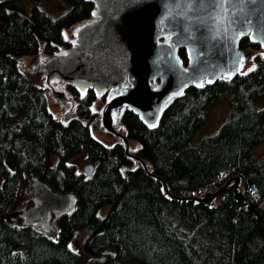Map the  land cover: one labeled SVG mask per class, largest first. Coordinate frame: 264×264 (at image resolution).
<instances>
[{"label":"trees","instance_id":"obj_1","mask_svg":"<svg viewBox=\"0 0 264 264\" xmlns=\"http://www.w3.org/2000/svg\"><path fill=\"white\" fill-rule=\"evenodd\" d=\"M63 1L67 8L51 16L36 1L25 14L14 0H0V264H264V234L249 208L264 229V152L251 157L264 137V104L257 106L264 99V53L255 52V64L231 78L188 86L168 102L155 127L123 112L119 129L130 151L172 194L200 196L238 176L248 202L234 198L231 184L209 202L172 199L133 164L122 143L106 144L93 134L94 103L101 97L66 86L74 112L56 120L40 79L20 67V57L66 47L64 31L90 16L89 1ZM239 47L262 50L247 37ZM178 54L184 61L181 48ZM218 93L226 95L228 116L215 132L190 143ZM82 146L93 164L90 174L66 162ZM53 154L57 161L50 164ZM25 176L43 177L76 197L74 211L53 217L49 232L48 225L7 216ZM105 204L108 212L98 215ZM82 229L85 256L69 244Z\"/></svg>","mask_w":264,"mask_h":264},{"label":"water","instance_id":"obj_2","mask_svg":"<svg viewBox=\"0 0 264 264\" xmlns=\"http://www.w3.org/2000/svg\"><path fill=\"white\" fill-rule=\"evenodd\" d=\"M87 1L92 4L90 16L70 27L66 47L51 55L39 51L27 62L18 58L20 67L40 79L48 100L58 106L54 118L66 119L74 112L76 100L66 86L80 94L90 89L102 97L92 125L122 143L125 155L159 181L166 197L209 202L231 184L234 198L247 203L238 176L200 196L172 194L165 181L130 151L119 127L126 110L145 124H155L168 102L188 86L200 87L242 71L248 52L239 47L240 39L247 37L264 49V0ZM179 48L184 50V63ZM92 170L91 162L82 165L84 174ZM29 186L31 203L8 211V217L36 221L44 228L53 217L74 211L73 192L55 190L43 177H34ZM249 208L264 234L259 214L252 204Z\"/></svg>","mask_w":264,"mask_h":264},{"label":"rangeland","instance_id":"obj_3","mask_svg":"<svg viewBox=\"0 0 264 264\" xmlns=\"http://www.w3.org/2000/svg\"><path fill=\"white\" fill-rule=\"evenodd\" d=\"M36 1L38 6L42 8L44 11H46L51 16H57L61 12H63L67 8V4L63 0H14V4L16 7H18L22 12L25 14L29 13V9L31 4ZM70 28L66 29L64 31L66 36H71L70 34ZM248 57L246 59L245 67L244 68H250L255 64V61L253 60V55L255 52L261 51L264 53V50L260 49H247ZM29 59L28 56L25 57V61L27 62ZM33 77H37L33 74H31ZM102 100L95 101V106L97 107ZM264 104V99L259 100L257 102V106H261ZM49 108L57 115L58 114V106L48 102ZM229 114V105L227 103V98L224 93H218L207 112V117L203 124L195 131L193 137L190 140V143H196L202 136L211 134L217 130L219 125L226 119V117ZM93 134L103 141L106 144H109L113 141V137L107 133L99 132L95 127L93 128ZM264 152V137L262 141L253 149L251 152V157H255L261 153ZM48 161L50 164H54L57 161V155L53 154L49 156ZM67 163H72L76 166L77 170H82V165L87 162L85 159V148L84 146L81 147V150L71 156L69 159L66 160ZM8 166L11 167L9 163L6 162ZM33 178L30 176H25L22 181L19 183V187L17 190V197L13 204L8 206V211H12L14 208L18 206H26L29 205L33 199V192L31 187L29 186V182ZM109 210V205L105 204L98 208L97 214L100 216H103L106 214ZM46 231L51 230V225H48L46 228ZM87 231L85 229L77 231L74 236L72 237L69 244L74 249L78 250L83 256H85V253L82 249V240L85 237ZM120 264H137L135 262H122Z\"/></svg>","mask_w":264,"mask_h":264},{"label":"snow or ice","instance_id":"obj_4","mask_svg":"<svg viewBox=\"0 0 264 264\" xmlns=\"http://www.w3.org/2000/svg\"><path fill=\"white\" fill-rule=\"evenodd\" d=\"M250 70H251V69H250ZM199 86H203V85H199ZM178 94H181V93H178ZM149 126H150V127H155L154 124H150ZM70 247H71V245H70Z\"/></svg>","mask_w":264,"mask_h":264},{"label":"flooded vegetation","instance_id":"obj_5","mask_svg":"<svg viewBox=\"0 0 264 264\" xmlns=\"http://www.w3.org/2000/svg\"><path fill=\"white\" fill-rule=\"evenodd\" d=\"M180 49V48H179ZM183 50V49H182ZM183 52H184V50H183ZM184 55H185V53H184ZM182 59V58H181ZM186 59V58H185ZM183 61V60H182ZM185 62V60L183 61V63ZM100 98V97H99ZM102 98V97H101Z\"/></svg>","mask_w":264,"mask_h":264}]
</instances>
